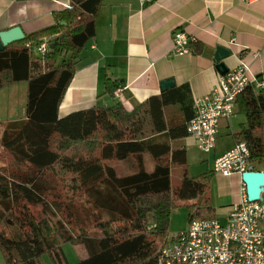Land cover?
Instances as JSON below:
<instances>
[{"label": "trees", "instance_id": "obj_1", "mask_svg": "<svg viewBox=\"0 0 264 264\" xmlns=\"http://www.w3.org/2000/svg\"><path fill=\"white\" fill-rule=\"evenodd\" d=\"M71 1L70 9L54 14V26L0 52V90L28 83L26 118L6 123L0 137L18 165H27L21 175L0 169V226L11 218L18 228L7 235L0 227V249L6 264H44L45 255L53 264H69L65 244L87 250L88 258L77 264H160L162 249L176 237L170 227L179 202L189 203L188 224L216 218L210 195L215 171L191 177L186 149L174 146L188 137L195 116L190 89L153 96L131 113L116 101L61 118L82 52L96 37L103 2ZM44 38L54 48L34 57ZM119 88L108 78L106 95L115 100ZM237 106L245 122L235 142L248 145L256 171L264 172V88L250 85ZM146 156L154 165L150 172ZM114 161H133V174L120 175ZM175 169L183 170L176 188ZM52 174L68 176L69 193L86 199L88 226L68 209L67 222L80 226L78 233L64 222L62 205L48 198Z\"/></svg>", "mask_w": 264, "mask_h": 264}, {"label": "crops", "instance_id": "obj_2", "mask_svg": "<svg viewBox=\"0 0 264 264\" xmlns=\"http://www.w3.org/2000/svg\"><path fill=\"white\" fill-rule=\"evenodd\" d=\"M71 7V0H0V32L19 26L30 36L54 26V14ZM95 23L96 37L82 52L60 107L61 118L79 110L107 108L116 101L131 113L149 98L165 93L161 83L168 79H174L175 88L189 87L195 109V102L210 95L220 82L214 60L219 46L232 52L224 60L229 71L245 64L252 79L264 77V0H103ZM176 31L196 39L191 54H174ZM108 78L120 87L115 100L106 95ZM27 91V82L0 90V101H7L0 103L7 114L0 127L26 118ZM240 114L236 106L235 115L222 121L218 137L225 133L227 138L220 150L217 144L210 153L213 167L215 159L236 144L234 136L245 122ZM174 146L185 148L188 160L189 153L198 150L190 137L175 141ZM145 160L147 166L150 156ZM132 167L124 175L133 174ZM210 195L216 216L227 218L226 223L232 209L247 196L242 176L215 173Z\"/></svg>", "mask_w": 264, "mask_h": 264}, {"label": "built area", "instance_id": "obj_3", "mask_svg": "<svg viewBox=\"0 0 264 264\" xmlns=\"http://www.w3.org/2000/svg\"><path fill=\"white\" fill-rule=\"evenodd\" d=\"M194 42V37L176 31L174 54H191ZM50 50L47 41L36 48L42 58ZM250 85L263 89L264 77L252 79L249 67L241 64L221 76L210 95L195 102V116L187 124V134L195 140L199 151L209 154L215 150L222 121L235 115L237 100ZM213 169L225 177L242 176L256 171V165L251 161L248 145L238 143L215 159ZM160 264H264V200L249 202L245 196L232 209L225 224L217 218L192 222L162 249Z\"/></svg>", "mask_w": 264, "mask_h": 264}, {"label": "rangeland", "instance_id": "obj_4", "mask_svg": "<svg viewBox=\"0 0 264 264\" xmlns=\"http://www.w3.org/2000/svg\"><path fill=\"white\" fill-rule=\"evenodd\" d=\"M34 57H39L36 51H34ZM20 92L22 93V87L20 88ZM19 100L22 102L23 98L20 97ZM0 103L2 105H6L7 101L3 98L1 99ZM4 108H0V124L5 123L4 120H6V115L4 114ZM242 116V114H240ZM3 128L0 127V137L2 135ZM227 136L225 133H222L218 139L217 144L219 146V150L221 143L223 142V139H226ZM131 162H111V164L116 168L117 172L120 175H124L125 169L132 163ZM213 167V154H204L200 151H191L189 153V160H188V172L191 177H199L203 174L207 173L209 170H211ZM147 168L149 171H152L154 169V165L151 162L147 163ZM0 169H5L8 173H16L21 175L22 173H25L27 170V165H18L17 160L14 156H12L10 153L5 151L1 145H0ZM183 175L182 169H175L172 173V186L174 188L178 187L180 185L181 179ZM49 184L53 186L48 198L50 200H55L59 202L62 205V211L64 215H61L63 217L64 222L68 225V227L75 229V231L78 233L80 226L76 227V225L72 224V222L69 224V221L67 222L68 212L74 211L76 212V215H79V218L81 219V222L83 225L88 226V224H84V220H86V199L81 194H70L69 190L65 187V184L69 180V177L63 179V178H57L54 174L50 175L49 177ZM68 179V180H67ZM69 209V210H68ZM221 223L225 224V220L218 218ZM188 220H189V203L187 202H179L178 206L173 210L172 212V218H171V227H170V235L176 236L182 232H185L188 227ZM1 229L7 234L12 235L17 231V227L12 221L11 218H7L2 224ZM75 232V233H76ZM63 252L66 256V259L69 264H77L80 261L88 258L89 254L87 250L83 247H75L72 244H65L63 246ZM44 264H53L51 259L48 255H45L43 257ZM0 264H6V260L4 257V254L2 250L0 249Z\"/></svg>", "mask_w": 264, "mask_h": 264}, {"label": "water", "instance_id": "obj_5", "mask_svg": "<svg viewBox=\"0 0 264 264\" xmlns=\"http://www.w3.org/2000/svg\"><path fill=\"white\" fill-rule=\"evenodd\" d=\"M66 25L65 23H62ZM26 35L24 34L21 27L16 26L10 30L0 32V52L13 43L21 42L25 40ZM53 49L54 46L52 45ZM232 55V52L224 47H217L214 60L217 63V71L221 76H225L229 69L224 63V60ZM176 84L174 79H168L161 83V91L167 92L175 88ZM242 182L246 188V195L249 202L263 201L264 193V172L263 171H251L245 172L242 175Z\"/></svg>", "mask_w": 264, "mask_h": 264}]
</instances>
